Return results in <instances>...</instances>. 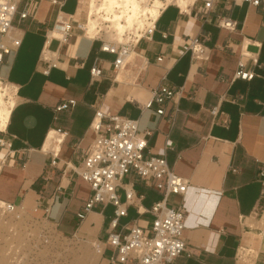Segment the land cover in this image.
I'll list each match as a JSON object with an SVG mask.
<instances>
[{
	"label": "crops",
	"instance_id": "0c3cea01",
	"mask_svg": "<svg viewBox=\"0 0 264 264\" xmlns=\"http://www.w3.org/2000/svg\"><path fill=\"white\" fill-rule=\"evenodd\" d=\"M81 1L66 0L61 11L84 21L87 6ZM197 7L190 4L183 12L171 2L159 12L151 39L138 42L128 71L121 75L131 76L133 84L112 80L116 56L101 50V37L91 39L74 30L62 45L55 38L46 42L45 29L53 26L59 11L48 1L33 5L30 17L13 20L12 35L20 44L0 61V77L14 90L2 133L10 145L0 147V200L37 208L60 236L80 244L85 262L90 249L95 264H121L111 262L113 250L106 244L114 206L96 204L84 219L77 216L92 193L76 171L94 141L91 122L99 107L137 119L140 132L151 131L147 152L164 157L175 174L188 180L183 195L166 201L185 210L183 236L189 248L172 264H244L241 248L252 252V264H264V201L257 177L258 162L264 163V0L258 6L215 0L206 21ZM219 15L236 21V30L220 28ZM193 36L210 49L204 63H193L182 50ZM241 54L255 74L250 80L233 79ZM52 61L56 67H50ZM94 64L103 75L91 81ZM163 78L178 94L163 104V115L156 113V104L142 110ZM68 99L75 105L55 110ZM58 129L64 135L55 143ZM54 149L58 164L51 167ZM126 189L140 200L127 207L118 231L137 224L149 233L154 219L149 209L163 191L155 180L146 184L132 170L117 188L121 201Z\"/></svg>",
	"mask_w": 264,
	"mask_h": 264
},
{
	"label": "built area",
	"instance_id": "2783aa9c",
	"mask_svg": "<svg viewBox=\"0 0 264 264\" xmlns=\"http://www.w3.org/2000/svg\"><path fill=\"white\" fill-rule=\"evenodd\" d=\"M44 0H0V61L4 54H8L12 47L20 44V38L12 35L13 20L18 16L19 20H24L31 16V8L35 4H40ZM51 5L59 8L58 15L52 27L45 29L46 42L55 38L59 44L66 43L74 30L81 31L88 38L95 39L101 37V50L115 54L113 62L114 82L133 84V80L128 76L122 79L121 75L127 72L126 69L130 59L135 54L138 42L145 38L151 39L156 27V18L150 14V8L154 4L147 5L145 10L140 11L133 26L117 38L110 32V25H101L97 32L90 34L85 28L83 20H77L73 15H65L61 9L66 0H46ZM90 0H82L83 8L89 5ZM187 4L182 8L177 0L181 11L186 12L188 6H198L197 14L203 20H208L214 9L215 0H185ZM233 3L249 2L255 6L260 5L261 0H226ZM98 2L101 3L99 0ZM174 2V1H172ZM98 3L99 13H103L102 7ZM163 3V2H162ZM171 3V2H170ZM159 12L169 3H163ZM143 8V7H142ZM142 10V9H141ZM148 11L149 16H145ZM86 16V12H85ZM34 17V15H33ZM217 25L230 32L237 28L236 21L230 17L219 15ZM107 30V31H106ZM105 31L108 39L101 34ZM110 33V34H108ZM7 38L10 42L4 41ZM184 53L189 52L193 63H204L209 59L210 49L198 36L188 38L182 44ZM158 57L157 61H162ZM47 60L45 54L43 59ZM257 63V59H252ZM56 62H51L50 67H56ZM43 74H49V68L43 69ZM91 81L100 78L103 70L99 64H94L90 69ZM255 74L246 68V59L241 54L234 70L233 79L250 80ZM7 87L9 92L14 94L12 86L0 77V87ZM178 94L175 88L170 87L165 82L150 90V98L141 104V109H151L154 104L158 106L155 110L157 114L163 115V104L173 100ZM74 99L63 100L56 107V111L68 109L75 105ZM215 111V110H213ZM1 121V117H0ZM5 128V127H4ZM4 128H0V147H8L10 144L2 136ZM91 129L95 134L94 141L90 148L85 151L82 165L77 174L91 187V195L84 208L77 214L80 220L92 211L96 204L103 207L111 204L114 206V216L110 222V232L106 244L113 250L110 258L112 263H134V264H172L174 260L183 253L189 251L188 245L183 236L185 210L178 206L169 207L166 201L170 195H183L188 186V180L175 174L167 165L164 157H158L147 152V138L151 131L140 132L138 130V120L119 114H112L101 108H96ZM59 137L55 143H60L64 132L58 129ZM58 164V153L54 149L51 152L50 166L56 167ZM128 170H132L139 180L149 184L156 181V188L163 191V198L155 202L149 212L154 216L151 230L146 233L137 224L125 225L118 231L119 219L127 215V207L136 205L140 196H137L132 189L125 190V200L121 201L117 193L121 180ZM257 177L261 183L260 199L264 201V163L258 162ZM17 205L0 200V264H39L37 252L41 242L47 245L51 243V236L45 230H37L38 222L29 217L30 213L25 209L22 213L16 211ZM46 212L48 209H44ZM34 208L32 212H36ZM264 221V207L262 208ZM27 218L24 217V214ZM44 220L47 221L46 218ZM27 221V222H26ZM48 222V221H47ZM29 224V231L25 237L21 236L19 224ZM17 224V225H16ZM39 235V237H38ZM40 235L42 239H40ZM260 235L264 236V229ZM264 247V246H263ZM241 253H246L252 260V252L246 248H241ZM252 264V263H251Z\"/></svg>",
	"mask_w": 264,
	"mask_h": 264
},
{
	"label": "bare ground",
	"instance_id": "6f19581e",
	"mask_svg": "<svg viewBox=\"0 0 264 264\" xmlns=\"http://www.w3.org/2000/svg\"><path fill=\"white\" fill-rule=\"evenodd\" d=\"M98 1L99 0L89 1L86 12L85 28L90 34H93L97 32L98 27L108 24L111 28L110 32L117 38H121L126 30L134 25L141 9L143 11L147 7L146 5L143 8H140V2L138 0H100V6L102 7L103 13H99V11L97 10L99 7ZM177 2L182 8H185L187 4V1L185 0H177ZM163 6L164 4L161 1H154V4L150 8V14L153 19L158 16L159 10ZM95 15H97L96 18ZM7 94H9L8 88L4 86L0 87L1 129L5 127L9 118L10 110L14 105V99H12L11 101H6L4 99ZM241 256L242 253L240 254V257Z\"/></svg>",
	"mask_w": 264,
	"mask_h": 264
},
{
	"label": "rangeland",
	"instance_id": "374dc122",
	"mask_svg": "<svg viewBox=\"0 0 264 264\" xmlns=\"http://www.w3.org/2000/svg\"><path fill=\"white\" fill-rule=\"evenodd\" d=\"M138 1L140 2L139 7L141 8V7H144L146 5H149V7H150V4H153L155 0H138ZM159 1H161L163 3H168V2L170 3L172 1L175 2V0H159ZM98 3H100V2H98ZM144 12L146 14L145 16H149L148 11H144ZM96 16L97 15H95V18H96ZM84 22H85V20H84ZM101 34L104 35L108 39L105 31L101 32ZM4 99L6 101H8V100L11 101L13 99V96L9 92V94H7L4 97ZM23 210H25V209L22 207L16 208V211L19 213H22ZM27 211H28V213H30V214H28V215H30L29 217H32L33 219H35L38 222V225L36 224L37 230L38 229H39V231L45 230L47 233H49V235L52 238L51 243L48 245L46 243H43V242H41L39 244V250L37 252L39 264H88V262L86 263L85 261H83L85 258L82 259V257H84L83 254H85L86 252H83L80 249V244L77 241H75L72 238H66V237L60 236L55 231V229L46 220H44V217L38 216V214L36 212H32L31 210H27ZM24 217L27 218V215L24 214ZM18 226H19L18 228H21V232H23V234H21V236H23V238H24L25 233L29 231V227H28L29 224L27 225V223L26 224L23 223V224H19ZM38 237H39V235H38ZM40 239H42L41 235H40ZM92 253H93V251H91L89 249V254L87 257V261H89V264H95V262H96V257ZM240 258L244 262V264H251L249 258L247 257V254L242 253V256Z\"/></svg>",
	"mask_w": 264,
	"mask_h": 264
}]
</instances>
